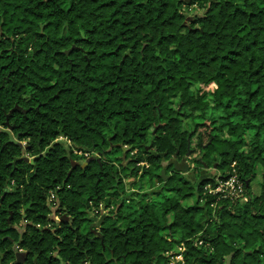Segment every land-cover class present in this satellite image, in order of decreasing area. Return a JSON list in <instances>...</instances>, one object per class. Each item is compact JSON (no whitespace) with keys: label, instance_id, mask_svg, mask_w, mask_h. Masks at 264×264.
Wrapping results in <instances>:
<instances>
[{"label":"trees","instance_id":"obj_1","mask_svg":"<svg viewBox=\"0 0 264 264\" xmlns=\"http://www.w3.org/2000/svg\"><path fill=\"white\" fill-rule=\"evenodd\" d=\"M178 253L264 264V0H0V264Z\"/></svg>","mask_w":264,"mask_h":264},{"label":"built area","instance_id":"obj_2","mask_svg":"<svg viewBox=\"0 0 264 264\" xmlns=\"http://www.w3.org/2000/svg\"><path fill=\"white\" fill-rule=\"evenodd\" d=\"M63 137H59V139H62ZM66 142H68L67 139L63 138ZM77 154H81V152L74 151ZM83 155L87 156L88 153H83ZM204 192L210 195H216V199H225V198H234L238 197L243 200H245V197H243L244 192V186L243 182L238 177L235 170L226 178L219 179L217 178L216 181L213 184H206L204 186ZM47 201L51 206L55 207L56 201H55V194L53 191H49ZM99 209H102V204H99ZM97 210H93L92 212H96ZM104 211V210H102ZM199 243H202L199 241ZM184 264L183 261V255L182 253H178L174 256H171L169 260L166 262V264Z\"/></svg>","mask_w":264,"mask_h":264},{"label":"rangeland","instance_id":"obj_3","mask_svg":"<svg viewBox=\"0 0 264 264\" xmlns=\"http://www.w3.org/2000/svg\"><path fill=\"white\" fill-rule=\"evenodd\" d=\"M190 10H191L190 12L193 13L195 11H200V8L193 5V6H190ZM200 87H201L202 90L211 91L214 88V85L213 84H209L207 86H200ZM192 88L196 90L198 87L196 85H192ZM185 120L189 121L188 119H185ZM195 143L196 142L193 140V142L191 143V146L192 147L195 146ZM261 172H262L261 168H257L256 169L255 178L251 181V191H252V193L257 194L259 192L260 180H261V177H260L261 176ZM198 173L199 172H196V170H194V171L191 170L188 173H186L185 176L187 178H189V179H195L196 174H198ZM215 173H217L216 170L214 168H211V167L210 168H203V169H201V172H200V174L207 175V176H212ZM124 181L126 183L125 190L127 192L133 191L135 189L134 187H131V186L128 185V181H130L129 178H125ZM149 189H150L149 184L145 183L143 188H142V190H141V192H148ZM193 200H194V198H190L186 203L191 204L193 202Z\"/></svg>","mask_w":264,"mask_h":264},{"label":"water","instance_id":"obj_4","mask_svg":"<svg viewBox=\"0 0 264 264\" xmlns=\"http://www.w3.org/2000/svg\"><path fill=\"white\" fill-rule=\"evenodd\" d=\"M23 159L26 160V161H29L30 163H33V162H34L33 159H29V158H27V157H23ZM13 163H14V162H13ZM174 164H175V167H177V168H182L183 166L180 167V165L183 164L184 167H183L182 169H185V168H187V167L189 166V163H188L186 160H182L181 162H179V163H174ZM164 173H165V170L162 169V170H161V174L164 175ZM164 177H166V176L164 175ZM231 255H232V254H230V255L227 257V262H229V260H230V258H231ZM25 256H26V253H25V252H18V251H16V254H15L16 262L23 260V258H24Z\"/></svg>","mask_w":264,"mask_h":264},{"label":"flooded vegetation","instance_id":"obj_5","mask_svg":"<svg viewBox=\"0 0 264 264\" xmlns=\"http://www.w3.org/2000/svg\"><path fill=\"white\" fill-rule=\"evenodd\" d=\"M63 139V138H62ZM27 158H29V159H33V157H28L27 156ZM52 191V190H51ZM47 197H48V195H47ZM47 203H48V201H47ZM49 204V203H48ZM16 249V251H18V252H24V250L23 249H18V247H15Z\"/></svg>","mask_w":264,"mask_h":264}]
</instances>
